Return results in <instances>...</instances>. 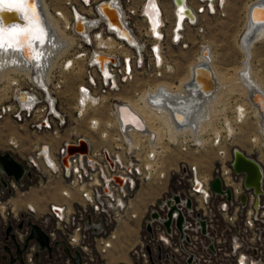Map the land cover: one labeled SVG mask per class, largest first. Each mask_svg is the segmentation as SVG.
<instances>
[{
  "label": "built area",
  "instance_id": "built-area-1",
  "mask_svg": "<svg viewBox=\"0 0 264 264\" xmlns=\"http://www.w3.org/2000/svg\"><path fill=\"white\" fill-rule=\"evenodd\" d=\"M106 1L119 24L102 8ZM212 1L214 10L209 0H61L47 10L64 31L41 43L37 64L21 48L6 54L0 121L39 136L23 149V138L7 134L0 149L24 169L19 180L0 171V264H74L76 251L81 264H264V174L261 192L244 185V173L234 171L232 154L221 147L226 131L208 137L220 157L214 169L203 173L187 161L172 169L178 174L146 206L128 260L110 261L123 223L137 217L141 185L165 177L153 132L124 126L119 107L137 98L162 113L152 97L157 83L179 81L170 47L187 48L189 32L204 30L203 16L224 4ZM80 136L86 150L68 153ZM201 139L187 134L182 149L199 147ZM258 146L264 154V137ZM215 176L221 190L211 186ZM48 187L55 197L41 195ZM31 223L47 234L50 251L35 238L23 248Z\"/></svg>",
  "mask_w": 264,
  "mask_h": 264
},
{
  "label": "rangeland",
  "instance_id": "rangeland-1",
  "mask_svg": "<svg viewBox=\"0 0 264 264\" xmlns=\"http://www.w3.org/2000/svg\"><path fill=\"white\" fill-rule=\"evenodd\" d=\"M45 1L47 2L48 7L58 6L61 2V0ZM252 1L254 0H224L223 6L214 14H205L201 19L204 30L199 34L189 32L188 39L190 40V43L187 48L176 46L170 47L169 52L175 64L173 81L177 82L178 79L179 81L175 84L166 81L161 82L176 86L180 84L181 81L187 79L190 75V67L197 61L199 55L197 57L196 55L199 53L200 49L202 50L204 44H209L212 48L211 50L214 51L213 65L221 74L222 78L227 80L234 79L236 70L241 66L243 59V52L240 49L238 40L244 30L248 5ZM77 28H79V26ZM253 48L252 64L256 70L255 73H257L259 79L264 83V40L257 41ZM232 86L229 88V91L222 93L221 99L219 98L217 101L218 104L217 102L215 103V105L218 106H215L218 111L215 108L217 113L214 111L215 113L213 112V115L215 117L212 115L211 119L213 120H210L213 125L209 123V126L207 125L208 127L206 126L205 128V132L203 130L201 137L204 138L205 142L199 147L186 146L185 149H182L186 139L181 138L177 141L172 140L168 138L166 131L162 132L163 137L160 146L162 147L161 150L163 151V155L159 171H163L165 177H159L158 175V178L156 177L153 180L154 182L151 181L141 185L136 195V199L134 200V211L138 216L131 219L128 223H123V233L120 235V238L117 240V245L115 246L114 253H118L115 257H126V250L136 238L138 224L144 214L146 206L161 193L166 184H173L174 178L178 173L177 171H175L174 174L170 173L172 169L176 170V168L180 167L182 161L195 162L203 173H210L214 169V165L218 163V158L220 157L217 148L210 145L208 139V137L212 135H210V133L216 135L213 128L221 131L220 134H224V131H226L227 134L229 132L234 133V135L229 133V136H227L226 133L224 134V140L221 143V147L225 149V156H229L232 147L237 145L253 156L258 155L264 163V154L258 146V142L261 140L258 129V119L255 116L254 110L248 106L249 112L246 119H244V122L237 121V106L241 104L248 105V100L245 99L244 95H240L242 90L237 85ZM128 101H132L144 110L143 104H141L137 98H131L128 99ZM225 119L229 120L231 123H226L227 125L224 126L223 121H225ZM155 121H153V124L160 130L162 127L160 125L161 122L159 120ZM7 134L18 135L23 138V149L30 148L33 136H39L28 129H18L10 119H3L0 121L1 150H6L5 138ZM254 137H257L258 140L255 139L256 141H252V138ZM40 193L41 195L47 193L45 196L48 197L56 196L55 189L49 187L47 189H42Z\"/></svg>",
  "mask_w": 264,
  "mask_h": 264
},
{
  "label": "bare ground",
  "instance_id": "bare-ground-1",
  "mask_svg": "<svg viewBox=\"0 0 264 264\" xmlns=\"http://www.w3.org/2000/svg\"><path fill=\"white\" fill-rule=\"evenodd\" d=\"M33 1L35 0H0V9L7 6L12 7L20 11L25 17V22L22 25L15 23L8 26H2L0 24L1 72L5 70L2 66L4 64L3 62L7 60L6 54L9 52L12 53V51L17 53L14 50L22 47H24L25 53L28 55V58L31 59L32 63L35 62L37 64L40 60L39 52L41 50V43H43L49 35L56 33L57 35H60L59 33L64 31V28L57 27L55 20L49 14V11L47 10L48 4L45 0H38L42 13L38 10L39 7L36 5V2L33 3ZM254 3H257L260 7L257 8L258 15L255 13L253 16L254 20H252V18L249 17V8ZM209 5L213 8V10L215 9L212 0H209ZM33 6L35 14H33ZM112 11L115 13L114 23L119 24L116 12L114 10ZM77 26H79L78 29L83 28V24L79 20L77 22ZM29 31L31 32V35L28 37V42L21 44V34ZM41 33L42 42L41 39H37V37L41 36ZM260 40H264V0H254L248 5L244 30L238 40L240 49L243 52V59L241 66L236 70L234 79L227 80L222 78L221 74L213 65L214 51L211 50L212 48L209 44H204L202 50L204 48H208V50L205 52L201 50L197 61L190 67V75L187 79L181 81L180 84L176 86H171L165 82L158 83L152 97L154 99V103L161 109V114H153L152 110L147 109L144 104L143 110L142 107H138L132 101H127L126 108H128L131 113L126 108H122V124L124 126L129 123L133 124L131 121L136 119L135 116H137L141 121V125H147L153 132L152 134L154 138L158 140V143H161L162 141L163 131L167 132L169 139L176 141L181 138L186 139L187 134L201 139L202 137L199 133H202L203 130L205 132L206 126H209V123L212 122H210V120H213L211 119V115H213L215 108L218 107L215 103L219 100V98L221 99L223 92L229 91V88L232 85H237L242 90L240 95H244L245 99L248 100V105L241 104L237 106V121L244 122V119L248 116V108L250 107L254 110L255 116L258 119V129L264 134V83L261 79H259L257 73H255L256 70L252 64L253 47L255 43ZM33 57H35L34 61ZM195 64H198L200 67H204L206 69L208 66L210 76L208 79L205 76L206 73L200 68V74L197 77L199 81H194V83L188 86L187 84L190 83L192 78V69ZM209 81L210 86H208ZM209 88H212V90L210 91ZM144 95L145 94H143V96ZM217 111L215 112L217 113ZM155 120H159L161 122L160 125L162 127L160 130L153 124V121ZM225 121L228 124L231 123L227 119H225ZM213 131H215L216 135H221V131L218 129L213 128ZM179 134L182 135V137H180ZM230 134L234 135L233 132ZM257 137L252 138V140H258ZM263 137L260 135V139ZM133 214L134 216H138L135 211Z\"/></svg>",
  "mask_w": 264,
  "mask_h": 264
},
{
  "label": "water",
  "instance_id": "water-1",
  "mask_svg": "<svg viewBox=\"0 0 264 264\" xmlns=\"http://www.w3.org/2000/svg\"><path fill=\"white\" fill-rule=\"evenodd\" d=\"M177 1H181V0H177ZM35 2H36V5L39 7L38 10H40V12L42 13L41 6L38 3L39 1L38 0L33 1V3H35ZM259 7L260 6L257 3H254L250 6L249 17L252 18V20H254L253 16L255 15V13L258 15L257 8H259ZM102 8L109 14L112 22L115 21V13L112 11V10H114L116 12L117 18H118L119 23H120V17L117 13V10L115 7H113V5H111V3L109 1L104 2L102 4ZM24 22H25L24 15H22L21 12L16 10L15 8L7 6L5 8L0 9V24L2 26H5V25L8 26V25L15 24V23L22 25V24H24ZM21 49L23 50L24 54L28 57V55L25 53L24 47H22ZM207 50H208V48H204L203 52H205ZM200 68L206 73L205 76L207 78L210 76V70H209L208 66L206 69L204 67H200V65H198V64H195L193 69H192V78L190 80V83L187 84L188 86H190L192 83H194V81H196V82L199 81V79L197 77L200 74V72H199L201 70ZM187 85H186V87H187ZM208 86H210V81L208 83ZM209 90L211 91L212 88H209ZM255 104H257V103H255ZM122 108H126V105L125 104L120 105V107H119L120 116H122V111H121ZM126 109L128 110V108H126ZM135 117H136V119L132 120L131 122H133V124L137 128L144 129L145 126L141 125L140 119L137 116H135ZM78 141H79L78 145L71 144V143L67 145V152L68 153L73 152V151L78 150V149L86 150V148H87L86 139L83 136H80L78 138ZM231 154H232L231 163H232V167H233L234 171L239 172V173H244V180H243L244 185L245 186H252L256 193L261 192L262 191L261 184H262V179H263V174H264L262 164L254 156L247 154V152L245 150H243L241 147H239L237 145L232 147ZM0 171H4L8 175H12L16 180H19V178L21 177V175L24 172V169H23V166L21 165V163L17 159H15V157L10 152L0 151ZM2 184L5 185V182L2 181ZM211 186L214 190H221V180L218 176H215V178L212 180ZM226 191H227L228 196H229L230 195L229 190L227 189ZM176 199H177V197H176ZM242 199H244V196H242ZM170 215H171V212L169 213V216ZM180 220H181V218L179 217L178 218V224L180 223ZM168 223H169V221H166V225H168ZM30 238L36 239L37 245L40 249L46 247L47 250L50 251L51 246L48 243V236L37 224L31 223V231L25 239V242L23 244V248L26 247L28 240ZM23 248L19 247V245L17 246V255H18V258L21 262H22L21 252H22ZM64 250H65V252L69 253V249L66 246H65ZM75 253H76V256L73 257L74 264H81V259H80L79 253L77 251ZM14 260H15V258L12 257L11 261H14ZM58 264H62V263H58Z\"/></svg>",
  "mask_w": 264,
  "mask_h": 264
},
{
  "label": "snow or ice",
  "instance_id": "snow-or-ice-1",
  "mask_svg": "<svg viewBox=\"0 0 264 264\" xmlns=\"http://www.w3.org/2000/svg\"><path fill=\"white\" fill-rule=\"evenodd\" d=\"M33 14H35L34 12V6H33ZM31 35V32H25L23 34H21V38H20V43L21 44H25L28 42V37ZM37 39H41V42H42V33H41V36L37 37ZM30 46V45H29Z\"/></svg>",
  "mask_w": 264,
  "mask_h": 264
},
{
  "label": "crops",
  "instance_id": "crops-1",
  "mask_svg": "<svg viewBox=\"0 0 264 264\" xmlns=\"http://www.w3.org/2000/svg\"><path fill=\"white\" fill-rule=\"evenodd\" d=\"M119 239V238H118ZM117 245V241L115 242V246ZM127 250H128V248H127ZM127 250H126V257H124V258H120V257H115V255H118V253L117 254H115L114 253V251L111 253V256H110V261H116L117 259H123V260H128V256H127ZM114 253V254H113Z\"/></svg>",
  "mask_w": 264,
  "mask_h": 264
},
{
  "label": "flooded vegetation",
  "instance_id": "flooded-vegetation-1",
  "mask_svg": "<svg viewBox=\"0 0 264 264\" xmlns=\"http://www.w3.org/2000/svg\"><path fill=\"white\" fill-rule=\"evenodd\" d=\"M138 215V214H137Z\"/></svg>",
  "mask_w": 264,
  "mask_h": 264
}]
</instances>
